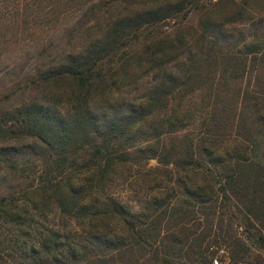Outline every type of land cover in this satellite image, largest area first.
I'll use <instances>...</instances> for the list:
<instances>
[{
    "label": "trees",
    "instance_id": "obj_1",
    "mask_svg": "<svg viewBox=\"0 0 264 264\" xmlns=\"http://www.w3.org/2000/svg\"><path fill=\"white\" fill-rule=\"evenodd\" d=\"M103 1L122 3L125 12L107 22L100 36L82 51L57 57L42 73L40 85L68 84L72 105L62 110L49 101L35 100L15 107L7 119L0 118V131H5L2 127L8 124L9 137L27 138L42 161L32 183L17 194L15 200L20 199V205L9 203L14 199L8 202L7 197H0V218L21 227L25 221L36 219L35 211L55 204L63 218L82 225L50 228L29 250L19 251L23 243L13 250L30 256L19 254L33 264H213L215 257L223 264V255L219 257L218 252L225 253V249L217 238L214 244H204L213 230L219 199H234L243 208L248 224L253 226L257 221L264 226V132L255 120L247 122L242 111L236 113L229 105L223 95L227 92L224 75L237 78L262 64L264 43H255L259 48L242 52H222L219 38L223 34L216 32L209 40L208 31L203 30L198 41L208 47L195 50L181 74L166 75L141 103L109 113L112 106H98L96 97L110 91L117 65L122 69L132 59L131 46L143 34L144 55L135 57L137 62L152 63L151 69L166 64L171 54L177 58L182 38L177 37V43L169 37L160 38L157 28L170 19H185L196 0L98 2ZM197 87L207 88L214 104L203 122L200 143L188 138L175 145L172 154L159 145L147 144L137 148L133 158L134 151L129 150L131 134L150 120L154 110L166 107L174 92L185 93ZM259 90L264 95L263 87ZM180 121V117L174 121L167 118L161 124ZM152 129L153 141L171 131ZM226 134L244 140L242 154L222 157L212 151L213 137ZM147 151L150 157H160L161 165L180 169L187 180H181L180 190L164 186L166 193L160 191L147 198L144 207L135 209L108 193L107 188L121 166L133 160L138 163ZM198 174L203 175L201 180L188 177ZM227 238H232L231 256L236 252L234 246L241 252L247 249L237 237Z\"/></svg>",
    "mask_w": 264,
    "mask_h": 264
},
{
    "label": "rangeland",
    "instance_id": "obj_2",
    "mask_svg": "<svg viewBox=\"0 0 264 264\" xmlns=\"http://www.w3.org/2000/svg\"><path fill=\"white\" fill-rule=\"evenodd\" d=\"M98 1L0 0L1 119H7L15 107L35 100L49 101L62 110L72 105L67 83L40 85V80L42 73L56 62L57 57L82 51L89 42L100 36L107 22L125 12L122 3L103 1L100 4ZM212 10L214 14L209 13ZM211 22L214 26H211ZM157 30L160 38L169 37L176 43L177 37L182 38L181 54L177 58L171 54L166 64L156 65L153 69L152 63L137 62L135 55L144 52L142 34L141 40L129 49L132 59L122 69L117 65L118 71L112 78L110 91L96 97L98 106H112L108 109L111 113L115 109L127 110L130 105L144 101L153 86L166 75L181 74L195 50L201 47L203 51L208 47L203 41H198L203 30L208 31L206 38L209 40L216 32L223 34L219 38L222 52L257 48L255 43H264V0H196L185 19H170L159 25ZM255 68L237 78L225 74L227 86L224 89L227 92L223 95L229 99V105L235 108L236 113L242 111L247 122L255 120L261 132H264V95L258 92L260 86L264 89V62L258 63ZM213 107L212 96L205 87H197L192 91L187 89L185 93L174 92L169 96L166 107L154 110L150 120L131 134L129 150L134 151L133 158L138 153L137 148L147 147V144L159 145L160 149L172 154L173 147L181 145L188 138L194 144L200 143L203 137L201 132L205 128L203 122ZM176 117H180L179 123L161 124L163 119L174 121ZM8 128V124L3 125L5 131H0V197H7L8 202L14 199L9 203L17 202L20 205L22 201L15 198L38 175L35 170L42 167V161L36 149L27 144L30 142L27 138L12 140ZM152 128L171 131L153 141L150 139ZM213 138V143H210L212 151L222 157L242 154L241 149L245 144L239 136L226 134ZM261 143L264 150V135ZM150 156L151 153L147 151L144 157L138 159V163L133 160L121 166L114 174L107 192L139 209L145 206L147 198L160 191L166 193L164 186L180 190L183 172L173 168L172 164L161 165L157 159L160 157ZM169 158L175 157L170 155ZM13 165L16 167L13 168ZM30 165H33L32 169ZM202 176L188 177L201 180ZM34 216L35 220L25 221L21 227H17L16 222L9 223L0 218V264H33L29 259L20 257L30 256L16 253L13 248H19L18 245L23 243L25 245L20 246L19 251L21 248L29 250L33 243L40 240L41 234L50 228L82 226L73 219L63 218L55 204L35 211ZM227 235L237 237L247 249L241 252L234 246V251L236 249V252L241 253L235 252L231 256L232 238H227ZM215 238L225 249L221 257L223 264H264V226L257 221L253 226L248 224L243 208L232 198L226 201L219 199L213 230L204 242L205 246L214 244ZM35 249L41 250L37 245ZM35 255L39 256L37 253Z\"/></svg>",
    "mask_w": 264,
    "mask_h": 264
},
{
    "label": "built area",
    "instance_id": "obj_3",
    "mask_svg": "<svg viewBox=\"0 0 264 264\" xmlns=\"http://www.w3.org/2000/svg\"><path fill=\"white\" fill-rule=\"evenodd\" d=\"M222 252H223V250H219V252H218L219 257L222 254ZM213 264H221V262L217 257H215V258H213Z\"/></svg>",
    "mask_w": 264,
    "mask_h": 264
}]
</instances>
